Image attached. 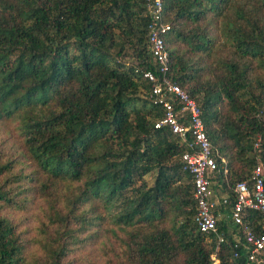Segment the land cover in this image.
<instances>
[{
	"label": "trees",
	"instance_id": "trees-1",
	"mask_svg": "<svg viewBox=\"0 0 264 264\" xmlns=\"http://www.w3.org/2000/svg\"><path fill=\"white\" fill-rule=\"evenodd\" d=\"M146 3L0 0V264H211L215 247L248 264L228 214L256 164L264 187V0H161L166 76L199 108L228 201L209 234L185 141L153 126Z\"/></svg>",
	"mask_w": 264,
	"mask_h": 264
},
{
	"label": "built area",
	"instance_id": "built-area-1",
	"mask_svg": "<svg viewBox=\"0 0 264 264\" xmlns=\"http://www.w3.org/2000/svg\"><path fill=\"white\" fill-rule=\"evenodd\" d=\"M161 5V0H147L146 3L149 16L146 26L147 49L156 64L157 72H141L142 78L149 83L150 96L163 111L162 117L155 121L153 126H164L181 141H185L186 148L181 153L180 160L182 169L191 178L192 195L196 205L193 220L200 232L215 233L216 203L212 200L208 177L216 169V162L195 100L166 76L168 55L160 34L165 28L161 24ZM174 102L178 107H174ZM233 192L228 216L230 221L240 228L241 243L248 264H264V187L259 164L251 169L249 182L242 180L235 183ZM220 204H228V201L222 198ZM247 210L258 212L261 231L247 227L243 219ZM221 240L218 236L217 242ZM217 249L218 247H215V251L210 254L211 264H218Z\"/></svg>",
	"mask_w": 264,
	"mask_h": 264
},
{
	"label": "crops",
	"instance_id": "crops-1",
	"mask_svg": "<svg viewBox=\"0 0 264 264\" xmlns=\"http://www.w3.org/2000/svg\"><path fill=\"white\" fill-rule=\"evenodd\" d=\"M212 194V200L216 203L215 204V210H214V214L216 216L217 219H221L225 216V210L223 209V204H220V201L222 198H225L224 196L218 198L217 196H214L213 191H211Z\"/></svg>",
	"mask_w": 264,
	"mask_h": 264
},
{
	"label": "rangeland",
	"instance_id": "rangeland-1",
	"mask_svg": "<svg viewBox=\"0 0 264 264\" xmlns=\"http://www.w3.org/2000/svg\"><path fill=\"white\" fill-rule=\"evenodd\" d=\"M124 60L127 61L130 59H128L126 57V58H124ZM258 144H259V142H257V145L254 143L253 147L256 149L258 147ZM151 177H152V175H145L144 178H145V180H147L148 183H151V180H152ZM81 254H82V252L80 251V252L76 253L75 256L79 257ZM101 260H102V258H101Z\"/></svg>",
	"mask_w": 264,
	"mask_h": 264
}]
</instances>
